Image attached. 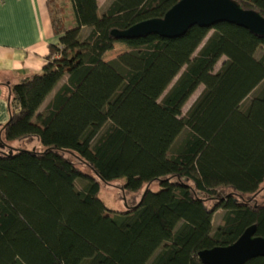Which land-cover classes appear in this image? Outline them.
Masks as SVG:
<instances>
[{
	"label": "trees",
	"instance_id": "obj_1",
	"mask_svg": "<svg viewBox=\"0 0 264 264\" xmlns=\"http://www.w3.org/2000/svg\"><path fill=\"white\" fill-rule=\"evenodd\" d=\"M179 1L109 0L103 13L98 0L46 1L58 42L11 88L0 127V264H202L253 225L264 237V37L227 23L110 35ZM232 1L264 18V0ZM116 43L128 51L103 61ZM122 179L142 196L108 211L100 183Z\"/></svg>",
	"mask_w": 264,
	"mask_h": 264
},
{
	"label": "water",
	"instance_id": "obj_2",
	"mask_svg": "<svg viewBox=\"0 0 264 264\" xmlns=\"http://www.w3.org/2000/svg\"><path fill=\"white\" fill-rule=\"evenodd\" d=\"M227 23L264 37V18L244 10L232 0H181L161 19L147 20L126 30H113L110 35L119 40H132L151 35L173 39L183 36L191 27L209 29ZM256 227L247 228L228 247H216L198 253L202 264H245L264 258V237L256 236Z\"/></svg>",
	"mask_w": 264,
	"mask_h": 264
},
{
	"label": "crops",
	"instance_id": "obj_3",
	"mask_svg": "<svg viewBox=\"0 0 264 264\" xmlns=\"http://www.w3.org/2000/svg\"><path fill=\"white\" fill-rule=\"evenodd\" d=\"M46 1L0 0V127L9 121L11 88L41 74L48 47L58 42Z\"/></svg>",
	"mask_w": 264,
	"mask_h": 264
},
{
	"label": "rangeland",
	"instance_id": "obj_4",
	"mask_svg": "<svg viewBox=\"0 0 264 264\" xmlns=\"http://www.w3.org/2000/svg\"><path fill=\"white\" fill-rule=\"evenodd\" d=\"M108 1L109 0H98L99 7L102 9L103 7L107 6ZM98 15L99 16L101 15L100 11L98 12ZM127 51H128V47L126 45L121 44V43H116L113 46V50L110 52H107L103 56V61H106V62L110 61V60L116 58L117 56H119L120 54L125 53ZM223 61H224V58H222L217 63V65L215 66V71L219 69V67L221 66ZM176 79L171 83L170 87L173 85V83L176 81ZM202 91H203V86H199L197 88V90L193 93V95L189 98V100L186 102V104L183 106L182 114H186L188 109L195 102V100L198 98V96L201 94ZM21 146H23L24 148L30 149V150L33 148L39 149L37 142L33 141V140L26 141ZM66 158L77 163V161L73 157H71L70 155L66 154ZM79 166L81 167V169L84 173H86L88 175H92L91 171L88 168H86L80 164H79ZM124 183H125V180H123V179L118 180L115 183L110 184V185H105V184L100 183V189H99L98 197L103 202V204L105 205V207L108 211L123 212L128 207H133L139 202V200L142 196V193L139 192V193H134V194H130V195H125L121 190V186ZM76 184H77L76 186L78 188L81 186L79 182ZM152 188L155 191L157 189V186L155 185ZM262 197H263L262 193H260L259 196L257 197V203L256 204H263L264 203V198H262ZM222 215H223V212H221V211H218L215 213L214 219H213V227L214 228H216L217 226H219L221 224Z\"/></svg>",
	"mask_w": 264,
	"mask_h": 264
}]
</instances>
